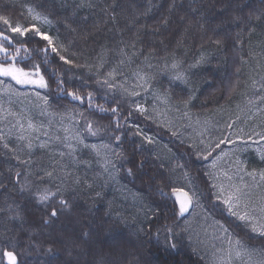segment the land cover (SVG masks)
<instances>
[{
  "label": "trees",
  "instance_id": "trees-1",
  "mask_svg": "<svg viewBox=\"0 0 264 264\" xmlns=\"http://www.w3.org/2000/svg\"><path fill=\"white\" fill-rule=\"evenodd\" d=\"M0 16L35 23L70 61L48 49L45 62L46 41L0 22L12 44L0 42L23 46L19 65H39L47 85L37 91L45 107L27 112L75 115L82 141L67 151L0 124V264L4 251L17 264H215L203 216L264 255V235L219 197L208 157L228 132L264 129V0H0ZM154 103L209 127H174ZM243 148L247 192L262 205L264 157ZM174 188L193 192L197 213H180ZM43 189L55 195L41 203Z\"/></svg>",
  "mask_w": 264,
  "mask_h": 264
},
{
  "label": "rangeland",
  "instance_id": "rangeland-1",
  "mask_svg": "<svg viewBox=\"0 0 264 264\" xmlns=\"http://www.w3.org/2000/svg\"><path fill=\"white\" fill-rule=\"evenodd\" d=\"M174 71L177 73V79L183 78L184 72L181 69L176 68ZM40 88L35 85L16 84L10 78L0 77L1 129L4 133L30 137V141L33 143L39 142L41 136H44L50 140L52 139V142L55 144H61V147L67 149V151H71L68 145L70 144L74 148L75 141L77 140L74 138L65 140V137H75L77 136L76 133L80 132L79 125L81 122L79 118L69 113H48V115H42L40 112H37L36 115L33 112H27L24 107V104L27 103H34L38 108L45 107V100L37 92ZM167 107L164 110V106L159 105V103H154L153 105L157 117L159 119L160 116L165 117L167 120L165 119L164 121L172 122L171 124L174 127H179L184 122L187 126L195 124L196 126L201 125L206 127L208 125V119L204 117L192 116L188 112L179 115L178 112L180 111L177 110L176 104H170ZM139 109L142 111L147 110L145 106L139 107ZM29 122L34 125L36 131L28 129ZM21 126L24 129L23 132H21ZM87 131L89 132L88 127ZM235 131L228 132L222 139L223 143L219 141L213 145H209L208 157L211 159L212 173L219 197L223 201L230 193L235 192L239 188V202L234 208V211L237 213L235 216L238 218L240 215L247 213V219H238L245 222L251 229H253L254 225L259 229L260 225L264 223V220L261 219L262 214L259 212L261 205L256 204L249 192H247L245 184L246 175L240 161L241 154L244 151L243 147L245 146L255 149L261 157H264V129L256 130V132L247 136L246 133L241 132L240 128ZM217 144H219V147L216 146ZM184 191L189 194L191 203L183 215L192 216L198 212L200 207L194 198L193 192L190 190ZM203 217L205 220L204 226L210 232L212 242H217L219 245L214 258L215 264H225L227 261H231V264H260L264 260V255L258 250L250 249L241 242L242 247L236 245V241L238 240L228 231H225L224 226L221 228V224L212 218L208 216ZM254 232L261 234L260 230ZM233 249L240 251L241 255L237 257Z\"/></svg>",
  "mask_w": 264,
  "mask_h": 264
},
{
  "label": "snow or ice",
  "instance_id": "snow-or-ice-1",
  "mask_svg": "<svg viewBox=\"0 0 264 264\" xmlns=\"http://www.w3.org/2000/svg\"><path fill=\"white\" fill-rule=\"evenodd\" d=\"M29 12H31V9H29ZM33 19L34 20L39 19V17H33ZM0 22L7 25L8 29L12 33L19 34L20 37H24L27 32L32 31L35 33L37 37H39L40 40L46 41V48L43 49L46 54L45 62L47 61V50L48 49H50L52 53L60 55L61 50L55 45L54 39L47 32L41 31L35 23L30 25L29 27H22L19 23H17L15 26H12L10 21L3 16H0ZM0 41H6L8 45L12 44V39H10L3 32H0ZM21 47H14L13 50L10 51L5 43L0 42V54H2V62H0V77L10 78L11 80L15 81L16 84H20V85L28 84V85H35L37 87H42V88L47 87L44 77L40 74L39 65H34L29 70H25L24 67H21L19 65L18 58L20 57V54H21ZM23 52L26 54L25 58H27V54H29V49L23 48ZM60 59L66 64L70 63V61L67 60L63 55H60ZM8 61H11V63H8ZM173 67H175V65ZM68 95L71 96L75 100L81 99V97L74 92H68ZM89 97H91V93H89ZM45 103H47L46 100H45ZM103 110L104 109L101 107V111ZM112 111L116 112V109L114 108L112 109ZM9 115H11V113H9ZM27 127L29 130L36 131L34 125L31 122L28 123ZM87 127H88L89 132H91L94 135L95 132L93 131L91 123H89ZM23 131L24 129L21 126V132ZM19 138L29 139V141L31 140L30 137H25L24 135H21ZM73 138L76 139L78 142L82 143V141L79 140L78 135L75 137L66 136L65 140H69ZM2 139H3V136H0V140ZM223 142L224 141H220V143H223ZM216 146L219 147V144H217ZM4 147L5 148L8 147L7 143L4 144ZM28 147L29 148L32 147L31 142H29ZM41 147H43V145H41ZM68 147L70 148L71 151L75 150L74 148H72L70 144L68 145ZM61 155H64V153H61ZM48 175L51 176V173H48ZM252 175H255V174L252 173ZM260 178L261 180H264V172L261 173ZM239 193H240V189L237 188L235 192L230 193L222 201L228 207L229 211L233 215H237V213L234 211V208L237 206L239 202ZM34 195L36 196V199L38 202L44 203V202L49 201L50 198L55 195V193H52L48 189H43V190H38L36 193H34ZM173 195L175 196L176 201L179 204L180 213L183 214L184 212L188 210V206L191 203V198L189 194L186 191L174 188ZM60 204L64 205L65 207L67 206V202L63 199L60 200ZM259 212L262 214L261 219L264 220V204H262L259 207ZM57 215H58L57 210L53 208L51 211V216L56 217ZM238 218L241 220H245L248 218V214L245 213L244 215H240ZM221 228H223L222 225H221ZM252 230L253 231L260 230L261 234L264 235V223L260 225L259 229L254 225ZM225 231L227 230L225 229ZM236 245H240L242 247V245L240 244V241H236ZM233 251L235 252V255L237 257L241 255L240 251H236L235 249H233ZM3 256L6 259L7 264H17V257L13 252L4 251ZM225 264H231V261H227L225 262ZM260 264H264V260H262Z\"/></svg>",
  "mask_w": 264,
  "mask_h": 264
}]
</instances>
